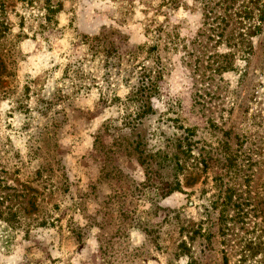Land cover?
I'll return each instance as SVG.
<instances>
[{
    "label": "rangeland",
    "instance_id": "obj_1",
    "mask_svg": "<svg viewBox=\"0 0 264 264\" xmlns=\"http://www.w3.org/2000/svg\"><path fill=\"white\" fill-rule=\"evenodd\" d=\"M254 1L210 14L200 0H50L48 25V0H0V208L18 214L0 264H234L240 239L264 238V0ZM247 2L244 30L261 28L239 42L237 16L223 30L214 19ZM143 67L158 92L136 119L128 98ZM175 153L181 170L164 161ZM233 217L223 236L221 218Z\"/></svg>",
    "mask_w": 264,
    "mask_h": 264
},
{
    "label": "trees",
    "instance_id": "obj_2",
    "mask_svg": "<svg viewBox=\"0 0 264 264\" xmlns=\"http://www.w3.org/2000/svg\"><path fill=\"white\" fill-rule=\"evenodd\" d=\"M181 0H162L163 5L169 7V8H175L178 6V4L180 3ZM211 1V0H210ZM209 0H200V2L203 4V8L207 9V13L213 14L214 11L217 9V7L219 5H225L226 2L228 0H217V2L215 3L214 6H209L208 2H210ZM249 1V3H255V4H259L257 3L258 1H254V0H247ZM260 6L262 7V9L260 8H256L259 11L258 14V21L263 22L264 21V3H260ZM219 8V7H218ZM45 9V15H44V20L48 23V25H50L51 21L53 20V15L58 11L57 6H54L53 4L50 3V0H48L47 6L44 7ZM229 9H231V6H227V9L225 8L224 10L227 12H224V14L222 16H217L214 19V23H216V28L217 29H221L223 30V27L221 25H227L228 21H231L232 16H237L239 18V20H235V22H233L234 24H238V28L239 31L237 32V38L239 42H244L245 39H247L249 36H253L255 34H257L260 31V26L256 25L253 28H248L249 30H244V28L246 29L247 26H244V22L242 20H247V22H249L253 16L250 15L251 11L250 8L248 6V2L245 3L243 5V9H239V12H233L230 13ZM233 14V15H232ZM243 14V15H241ZM252 14V13H251ZM243 22V23H242ZM245 22V23H247ZM243 25V26H242ZM160 28H155L156 32H159ZM219 34H216L219 38H222V31L218 32ZM234 36V37H236ZM233 36H230L229 39H232ZM95 41V43H94ZM100 42V38L99 37H95L93 39L92 45H91V50L95 51L96 49L94 47H96V43ZM250 44V43H249ZM251 45V44H250ZM143 48V47H142ZM116 50H114L115 52ZM147 53L149 55H151L153 52L156 51V46L152 45V46H148L147 47ZM113 50H107V53H112ZM251 53V48H249V51H247V54ZM224 57H227V55H224ZM227 63L228 62H222L220 63L217 68H215V71H221L223 69H225L227 67ZM153 67L151 68H147V67H143V72H142V78L139 80V85L131 92V94L129 95V100L137 103L136 106V112H135V116L134 118L138 119L143 117L146 112L151 110V98L153 97L154 94H156L158 92L157 90V86H156V82L157 81H152V70ZM156 72V70H155ZM157 73L159 74L160 71L158 70ZM156 78V76H154ZM187 131L191 132V129L185 128ZM180 140V139H179ZM226 145V143L224 144ZM225 147V146H223ZM176 148L179 150V152H181L185 158H187L188 156H190L191 153V143L187 142V144H183L182 141L180 140L179 143L176 145ZM227 148L225 147V149H223V155H225V160L227 162V164L229 165V167H232L234 160H233V156L232 153H230V151L226 150ZM168 160V161H167ZM174 160V161H173ZM164 161L167 164L172 163V165L174 166L175 170H181L183 168V164H182V159L180 158L179 154H174V156L171 157V159H169L167 156L164 157ZM203 162L205 163V160H203ZM178 185L179 183H176L175 186L171 187V189L169 190V192H171L172 190H177L178 189ZM233 190H228L224 196V207H226V205L230 204L231 200H232V195H233ZM0 198H2V196L0 195ZM225 209V208H224ZM223 209V210H224ZM225 211V210H224ZM224 213V212H223ZM17 212H13L11 207L8 208L7 210H3L0 208V248L3 249V251L5 252H9L10 251V245L12 243V235H11V231L16 227L17 223H18V218H17ZM242 217L243 214H241ZM233 220L235 221V217L230 218V219H226V218H221V225L222 226V234L223 236L226 235H230L231 233L229 232L232 227H230L232 224H234ZM242 224H244V218H242V220H240ZM232 223V224H231ZM233 233V232H232ZM224 243L226 245H228L231 249L234 248V254L238 256L237 260L235 261L234 264H243L246 262V259L249 257H253L256 256L257 253H264V238L262 235H257L255 236V239L253 238H244L243 240L240 239L239 242H237L234 246V243L231 244L230 241L232 239H224ZM224 264L227 263V257L224 256L223 258Z\"/></svg>",
    "mask_w": 264,
    "mask_h": 264
}]
</instances>
